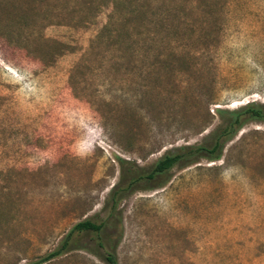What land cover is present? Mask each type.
<instances>
[{
	"label": "rangeland",
	"instance_id": "374dc122",
	"mask_svg": "<svg viewBox=\"0 0 264 264\" xmlns=\"http://www.w3.org/2000/svg\"><path fill=\"white\" fill-rule=\"evenodd\" d=\"M122 1L0 0V264L85 220L104 233L44 264H106V238L118 264H264V123L146 177L217 110L264 105V0H136L97 40Z\"/></svg>",
	"mask_w": 264,
	"mask_h": 264
},
{
	"label": "trees",
	"instance_id": "16d2710c",
	"mask_svg": "<svg viewBox=\"0 0 264 264\" xmlns=\"http://www.w3.org/2000/svg\"><path fill=\"white\" fill-rule=\"evenodd\" d=\"M135 2L136 0H124L116 4L113 13L109 17L107 25L97 36V40H102L105 36L112 35L119 38L120 34L114 33V27L116 24L119 25L118 23L120 21L116 14L121 10H125L126 16L130 18L129 21L134 20L138 17L140 12L139 6H136ZM124 23L128 25V22L124 21ZM117 42L120 41L117 40ZM216 113L222 120V124L211 134L207 142L195 146L180 147L174 152L165 154L155 163L146 177L152 179L156 176L164 175L176 165H189L195 163L199 159H205L210 162L219 161L222 158L225 144L231 141L242 128L252 122L264 123V105L254 102L248 103L233 111L219 109ZM137 181V178H130L129 187H132ZM113 203V207H115L116 203L114 199ZM105 229L106 223H96L91 220L82 221L71 229L65 239L54 251L29 264H44L63 255L65 252L76 246L75 240L73 239L75 233L77 235L88 233L101 234L104 233ZM111 242L110 238L105 239L104 244L108 246L110 252L104 253L103 260L106 264H118L114 252L117 242H114L112 245ZM104 244H99L100 248H103Z\"/></svg>",
	"mask_w": 264,
	"mask_h": 264
}]
</instances>
